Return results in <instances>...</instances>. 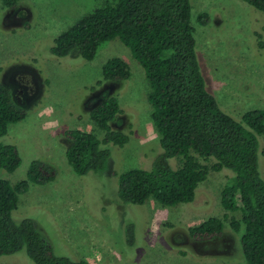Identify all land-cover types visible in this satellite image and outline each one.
Wrapping results in <instances>:
<instances>
[{"label":"rangeland","instance_id":"obj_1","mask_svg":"<svg viewBox=\"0 0 264 264\" xmlns=\"http://www.w3.org/2000/svg\"><path fill=\"white\" fill-rule=\"evenodd\" d=\"M113 0H21L8 8L0 0V82L9 86L27 116L8 125L4 143L15 144L22 162L13 172L0 169V179L16 183L27 177L31 161L44 160L58 170L47 184H30L19 194L13 219L34 220L58 255L84 258L91 264H248L221 191L233 172L210 170L199 183L194 201L166 206L149 198L144 204L119 197L116 173L151 169L163 152L148 101L146 72L119 38L102 43L94 59L78 50L58 58L54 39L79 18ZM191 22L206 81L222 108L237 120L245 112L264 109V11L245 0H191ZM207 12L206 24L198 17ZM131 68L126 80L104 79L102 67L111 57ZM116 96L122 112L112 127L130 135L124 146L105 145L111 155L98 172L77 174L66 159L67 129L79 128L103 138L105 132L90 111ZM259 138V165L264 177V134ZM199 157V156H198ZM199 160L212 167L214 158ZM177 168L180 158H171ZM210 216L225 220L221 236L196 240L190 227ZM134 226V238L127 233ZM0 264H36L26 249L2 255Z\"/></svg>","mask_w":264,"mask_h":264},{"label":"trees","instance_id":"obj_2","mask_svg":"<svg viewBox=\"0 0 264 264\" xmlns=\"http://www.w3.org/2000/svg\"><path fill=\"white\" fill-rule=\"evenodd\" d=\"M21 0H2L15 8ZM264 11V0H245ZM191 0H113L79 18L60 33L51 53L63 58L78 50L81 57L92 60L99 46L119 38L142 64L150 84L148 101L152 118L160 134L163 152L151 169L131 168L118 175L119 197L123 202L144 204L154 198L166 206L192 202L199 183L208 178L210 170L230 169L233 174L221 191V203L226 210L241 213V219H231V227L243 232L240 243L248 264H264V177L259 165V138L264 134V109H253L237 120L219 104L206 87L197 52L195 28L191 22ZM207 12L198 20L206 24ZM104 79L126 80L131 76L129 64L114 56L102 67ZM122 112L116 96L106 97L94 107L91 118L105 134L99 138L93 132L79 128L67 129L70 143L66 159L79 175L98 172L111 155L110 143L124 146L130 135L112 127ZM27 116L25 106L14 97L12 89L0 82V137L8 125ZM264 155V149L261 151ZM214 158L212 167L202 163ZM171 158H180L177 168ZM22 158L13 143L0 141V169L15 171ZM58 176L50 163L31 161L27 177L16 183L0 179V257L26 249L36 264H91L84 258L58 255L46 242L34 220L13 219L19 194L30 184H47ZM225 220L210 216L190 227L196 240L221 236ZM127 233L134 238V226Z\"/></svg>","mask_w":264,"mask_h":264}]
</instances>
